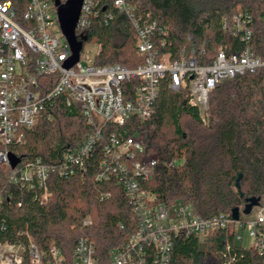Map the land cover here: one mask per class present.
Instances as JSON below:
<instances>
[{"label":"trees","instance_id":"16d2710c","mask_svg":"<svg viewBox=\"0 0 264 264\" xmlns=\"http://www.w3.org/2000/svg\"><path fill=\"white\" fill-rule=\"evenodd\" d=\"M12 1L19 14L25 11L28 0ZM131 1L137 14H151L158 21L159 31L166 29L168 44L164 50L171 52L173 58L198 57L204 51L212 59L220 49L228 54L240 52L245 45L222 28L223 18L231 20L240 10L251 14L253 49L264 57V0ZM109 14L112 18L106 22ZM78 37H87L84 46L100 45L97 65L120 63L133 68L144 63V56L136 48V31L131 21L111 5H103L86 34ZM54 79L55 76L42 78L51 81L47 91L54 86ZM187 118L190 123L184 124ZM121 128L128 129V134L143 130L146 153L162 162L183 160L174 167L161 163L152 179L142 182L156 195L157 202L171 205L182 200L191 203L198 214L211 217L231 214L235 207L243 209L249 197H261L263 201L264 67L217 84L210 95L207 123L200 110L188 103L186 91H173L166 78L153 117L145 122L132 119ZM93 130L82 112L68 107L61 96L35 127L26 130V142L10 145L9 151L21 159L17 168L36 158L59 163L66 149L81 144ZM3 149L0 143V151ZM101 158L98 146L88 160L85 179H66L54 173L48 181L53 198L47 205L34 200L33 191L11 185L12 167L0 164V187L5 188V201L0 208V242L28 244L31 238L43 250L55 245L70 257L77 240L86 236L97 243L98 264H107L110 251L125 243L138 230L139 222L115 177L104 183L94 182ZM101 192L112 195L101 201ZM88 217L92 222L84 224ZM234 239L229 230H217L205 242L194 236H178L170 264H224L228 243L233 245L231 254L235 257L230 264H264L255 250L235 244Z\"/></svg>","mask_w":264,"mask_h":264},{"label":"built area","instance_id":"2783aa9c","mask_svg":"<svg viewBox=\"0 0 264 264\" xmlns=\"http://www.w3.org/2000/svg\"><path fill=\"white\" fill-rule=\"evenodd\" d=\"M103 5L113 6L131 21L144 63L133 68L120 63L97 65L98 54L83 62V46L79 61L66 68L72 52L60 26L55 0H28L21 14L12 0H0V143L5 147L0 151V164L11 166L9 146L25 143L26 130L35 127L61 96L68 107L77 108L94 126L81 144L63 152L59 163L36 158L22 168H12L9 183L22 191H33L34 200L47 205L53 198L48 186L50 177L57 173L66 179H85L88 160L101 146L100 170L94 182L104 183L115 177L139 222L138 230L110 251L107 264H170L178 236H194L205 242L217 230L233 232L235 244L255 250L264 262L263 206L255 207L258 210L253 217L243 218L241 213L236 220L232 213L204 217L182 200L171 205L157 202L156 195L142 182L151 180L161 163L174 167L177 160L162 162L146 153L145 132L139 129L128 134V129L121 128L132 119L145 122L153 117L166 78L173 91H186L188 103L200 110L205 121L210 95L217 84L264 67V57L253 49L251 14L240 10L231 20L223 18L224 32L245 45L240 52L228 54L220 49L212 59L204 51L198 57L173 58L164 50L168 44L166 29L159 31L158 21L151 14H137L131 0H83L78 36L86 34ZM111 18L109 14L105 21ZM45 76H55L54 86L48 91L51 81H42ZM111 195L101 192L99 199L104 201ZM4 201L5 188L0 187V208ZM91 222L90 217L84 220V224ZM244 233L250 237L249 246L244 245ZM232 246L226 245L224 264L235 258ZM97 255L96 241L86 236L77 240L70 257L55 245L43 250L31 238L28 244L0 242V264H98Z\"/></svg>","mask_w":264,"mask_h":264},{"label":"water","instance_id":"95a60500","mask_svg":"<svg viewBox=\"0 0 264 264\" xmlns=\"http://www.w3.org/2000/svg\"><path fill=\"white\" fill-rule=\"evenodd\" d=\"M57 5V13L60 22V26L63 34L69 42L72 55L65 63L66 68L72 67L80 59V54L84 46V42L87 37L79 38L76 33L77 24L81 14V9L83 5V0H67L62 2L61 0H55ZM20 158L15 154L10 153V163L11 167L15 168L20 162ZM242 175L237 179V187L240 188V179ZM243 196V193H241ZM261 204V197H249L246 199V204L243 209L240 207H235L232 211V216L234 219H239L240 214H250L253 209Z\"/></svg>","mask_w":264,"mask_h":264},{"label":"rangeland","instance_id":"374dc122","mask_svg":"<svg viewBox=\"0 0 264 264\" xmlns=\"http://www.w3.org/2000/svg\"><path fill=\"white\" fill-rule=\"evenodd\" d=\"M99 50H100V48H99L98 44H96V43H91V44L87 43L84 46V49H83V62L87 61V59H91L92 60L98 54ZM203 122L207 123V119H205V121H203ZM183 123L184 124H188V123H190V120L188 118L184 119ZM182 162H183V160L182 161L177 160V165L182 164ZM260 205L264 207V199H263V201H261ZM257 210H258V208H255L250 214L242 213V217L243 218H251V217H253L255 215ZM244 245L245 246H249L250 245V237L246 233H244Z\"/></svg>","mask_w":264,"mask_h":264}]
</instances>
